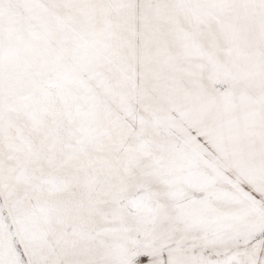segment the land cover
Returning <instances> with one entry per match:
<instances>
[{"label":"snow or ice","instance_id":"snow-or-ice-1","mask_svg":"<svg viewBox=\"0 0 264 264\" xmlns=\"http://www.w3.org/2000/svg\"><path fill=\"white\" fill-rule=\"evenodd\" d=\"M0 264H264V0H0Z\"/></svg>","mask_w":264,"mask_h":264}]
</instances>
